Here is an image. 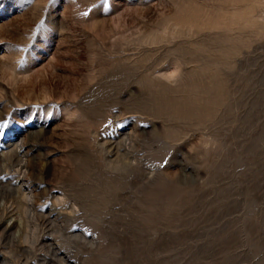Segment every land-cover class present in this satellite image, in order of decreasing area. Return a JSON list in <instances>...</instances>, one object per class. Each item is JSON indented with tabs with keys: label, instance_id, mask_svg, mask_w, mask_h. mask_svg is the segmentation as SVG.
<instances>
[{
	"label": "rangeland",
	"instance_id": "rangeland-1",
	"mask_svg": "<svg viewBox=\"0 0 264 264\" xmlns=\"http://www.w3.org/2000/svg\"><path fill=\"white\" fill-rule=\"evenodd\" d=\"M0 264H264V1L0 0Z\"/></svg>",
	"mask_w": 264,
	"mask_h": 264
},
{
	"label": "bare ground",
	"instance_id": "bare-ground-1",
	"mask_svg": "<svg viewBox=\"0 0 264 264\" xmlns=\"http://www.w3.org/2000/svg\"><path fill=\"white\" fill-rule=\"evenodd\" d=\"M264 1V0H263ZM239 8V7H238ZM237 10V9H236Z\"/></svg>",
	"mask_w": 264,
	"mask_h": 264
}]
</instances>
